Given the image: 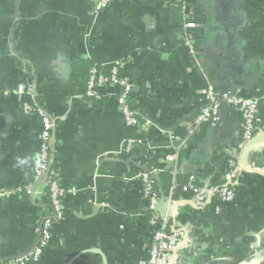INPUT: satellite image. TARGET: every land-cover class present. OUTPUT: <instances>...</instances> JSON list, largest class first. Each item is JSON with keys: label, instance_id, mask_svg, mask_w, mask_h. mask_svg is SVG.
Listing matches in <instances>:
<instances>
[{"label": "crops", "instance_id": "0c3cea01", "mask_svg": "<svg viewBox=\"0 0 264 264\" xmlns=\"http://www.w3.org/2000/svg\"><path fill=\"white\" fill-rule=\"evenodd\" d=\"M96 2L0 0V190L33 181L41 125L24 114L23 99L61 119L50 164L77 190L40 264H139L152 232L141 170L162 169L159 185L161 176L171 185L195 175L217 186L228 159L240 164L234 201L219 213L214 201L202 212L177 205L175 227L186 238L172 264H264V141L240 161L241 117L232 108L215 128L194 126L209 104L201 92L229 87L259 100L264 135V0H187L186 12L175 0H115L98 15ZM122 61L136 125L126 124L116 88L104 87L100 100L85 96L93 67L106 73ZM21 82L31 88L22 99ZM129 140L141 145L126 155ZM33 193L0 202V264L37 245L49 201L43 180Z\"/></svg>", "mask_w": 264, "mask_h": 264}, {"label": "built area", "instance_id": "2783aa9c", "mask_svg": "<svg viewBox=\"0 0 264 264\" xmlns=\"http://www.w3.org/2000/svg\"><path fill=\"white\" fill-rule=\"evenodd\" d=\"M115 0H97L94 13L96 15L107 11ZM175 4L186 12L187 0H175ZM184 29L192 28L193 25L187 21L184 14ZM188 41V40H187ZM125 63L116 62L106 73L98 67H93L85 89V96L89 99L100 100L104 87H114L118 91L117 104L121 108L122 115L127 125H136L135 111L128 105L134 83L132 79L122 71ZM30 85L21 82L16 94L22 99L23 96L30 95ZM201 94L207 99L208 105L202 107L195 118V127L201 124H208L217 127L223 119L226 109L232 108L241 117V139L238 149L241 151L259 132V107L257 98H244L234 91H228L223 96L226 108L221 113L220 93H216L211 87L202 91ZM20 108L25 115H36L40 119V134L38 138V151L32 169V183L21 185L14 189H1L0 202L8 201L12 196L21 197L22 194L33 196V185L40 178L45 177L46 195L48 203L45 205L47 214L44 215L36 227L38 235L37 245L28 253L16 256L6 262V264H40L45 250L50 244L53 227L61 222L65 214V198L74 196L77 190L74 187L66 188L62 185L58 172L50 164V152L52 145L53 132L59 120L58 117L50 115L42 106L32 99H23ZM147 126H150L147 122ZM141 143L129 140L122 146V152L130 155ZM174 160V159H167ZM239 159H228L225 162V171L220 177L217 186H203L199 183L195 175L188 176L187 182L181 187L180 194H175L176 183H172L167 192L160 195L157 189V180L163 170L154 165H147L138 175V182L141 188L142 198L146 202V215L152 228L149 240V251L144 258L139 260V264H172L177 256L179 249L185 244L186 235L175 227V209L177 205L188 207L195 211H205L214 201L215 212L221 211L223 203L234 201L235 193L233 182L240 170ZM163 198L164 216L156 211V206Z\"/></svg>", "mask_w": 264, "mask_h": 264}, {"label": "water", "instance_id": "95a60500", "mask_svg": "<svg viewBox=\"0 0 264 264\" xmlns=\"http://www.w3.org/2000/svg\"><path fill=\"white\" fill-rule=\"evenodd\" d=\"M229 91V87L224 88L219 95V99L221 101V113L224 112L226 105L223 102V96ZM264 141V135L263 134H257L250 142H248L244 148L242 149L241 153V159L240 161L243 162L246 155L260 143ZM45 177L40 178V180H43L45 182ZM157 183H159V179L157 180ZM160 195H163V191H160ZM164 200L163 198L160 199L159 203L156 206V211L160 213L161 216H164V209H163Z\"/></svg>", "mask_w": 264, "mask_h": 264}, {"label": "trees", "instance_id": "16d2710c", "mask_svg": "<svg viewBox=\"0 0 264 264\" xmlns=\"http://www.w3.org/2000/svg\"><path fill=\"white\" fill-rule=\"evenodd\" d=\"M177 9H180L181 7L179 5H175ZM161 185H159L158 183H156L157 185V189L160 191H164V192H167V190L169 189L170 187V181L167 177H164V176H161ZM188 180V176H178L177 178V188L175 190V194H180L181 192V187L187 182Z\"/></svg>", "mask_w": 264, "mask_h": 264}, {"label": "clouds", "instance_id": "9594fccd", "mask_svg": "<svg viewBox=\"0 0 264 264\" xmlns=\"http://www.w3.org/2000/svg\"><path fill=\"white\" fill-rule=\"evenodd\" d=\"M19 163H20V164H23V163H24V161H23V160H21V161H19Z\"/></svg>", "mask_w": 264, "mask_h": 264}]
</instances>
